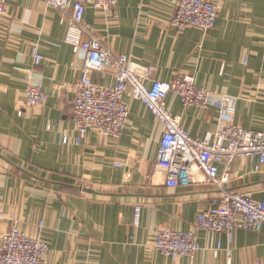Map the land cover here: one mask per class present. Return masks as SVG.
<instances>
[{
  "label": "crops",
  "instance_id": "obj_1",
  "mask_svg": "<svg viewBox=\"0 0 264 264\" xmlns=\"http://www.w3.org/2000/svg\"><path fill=\"white\" fill-rule=\"evenodd\" d=\"M177 1L118 0L106 15L89 5L83 23L114 55L128 57L139 68L154 67L153 80L167 83L188 75L197 87L234 99L233 124L264 134V0H211L218 17L206 33L193 27L179 33L170 25ZM5 8L0 239L15 222L48 244L46 264H254L264 255V234L250 230L231 235L197 231L200 250L194 260L157 253L152 247L156 232L194 230L197 213L217 190L198 170L187 187L166 188L158 176L151 178L162 127L128 93L120 136L105 138L90 130L75 144L72 102L83 60L74 54L61 12L43 0H5ZM33 49L44 57L39 66L33 65ZM27 70L30 83L47 95L42 108L23 107ZM90 76L101 87L114 84L109 71ZM165 106L195 138L214 134L226 123L221 110L184 107L173 94ZM256 166V160H234L225 189L260 199L264 165ZM224 167L221 163L219 171ZM136 205L141 213L134 226ZM218 243L222 249L214 258Z\"/></svg>",
  "mask_w": 264,
  "mask_h": 264
},
{
  "label": "built area",
  "instance_id": "obj_2",
  "mask_svg": "<svg viewBox=\"0 0 264 264\" xmlns=\"http://www.w3.org/2000/svg\"><path fill=\"white\" fill-rule=\"evenodd\" d=\"M43 1L61 12V23L67 25L68 40L74 54L83 60L80 76L74 84L72 102L75 144L82 143L90 130L105 138L120 136L128 118V105L123 101L128 93L141 102L162 127L151 178L158 176L166 188L187 187L192 182L194 171L198 170L218 192L197 213L194 230L160 229L153 237V249L172 260H193L200 250L197 231L231 235L236 230H250L264 234V192L260 199H255L250 194L225 189L231 177L230 164L234 160H256L258 166L255 170L264 165V134L233 124L231 117L235 100L197 87L188 75H179L167 83L153 80L154 67L139 68L128 57L114 55L83 23V15L89 5L106 15L116 7L118 0ZM217 17L218 6L211 0H178L170 25L179 33L189 27L206 33L215 27ZM5 18V0H0V30ZM32 58L34 66H39L44 60L36 49L32 51ZM104 71L113 75L114 84L110 87H101L91 79L92 72ZM30 73L27 70L23 107L42 108L47 95L41 87L30 83ZM0 91L6 92V89L0 88ZM169 94L177 96L184 107L221 110V118L226 123L214 134L204 138L192 137L178 118L168 112L165 100ZM221 163H225V167L220 172ZM140 213L141 206L136 205L134 226L139 223ZM221 249L218 243L212 250V256L216 258ZM48 251L46 242L22 232L12 222L0 239V264H46ZM227 254L229 256L230 252ZM254 264H264V255Z\"/></svg>",
  "mask_w": 264,
  "mask_h": 264
},
{
  "label": "water",
  "instance_id": "obj_3",
  "mask_svg": "<svg viewBox=\"0 0 264 264\" xmlns=\"http://www.w3.org/2000/svg\"><path fill=\"white\" fill-rule=\"evenodd\" d=\"M76 189H79V190H81L83 192L90 193V194L93 193L91 190H89L87 188H76Z\"/></svg>",
  "mask_w": 264,
  "mask_h": 264
},
{
  "label": "rangeland",
  "instance_id": "obj_4",
  "mask_svg": "<svg viewBox=\"0 0 264 264\" xmlns=\"http://www.w3.org/2000/svg\"><path fill=\"white\" fill-rule=\"evenodd\" d=\"M194 259H195V258H194ZM194 259H193V260H194Z\"/></svg>",
  "mask_w": 264,
  "mask_h": 264
}]
</instances>
